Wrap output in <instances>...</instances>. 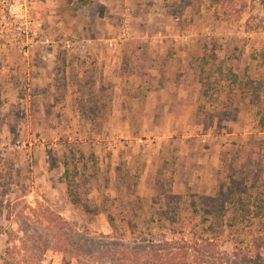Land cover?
<instances>
[{
	"label": "rangeland",
	"instance_id": "1",
	"mask_svg": "<svg viewBox=\"0 0 264 264\" xmlns=\"http://www.w3.org/2000/svg\"><path fill=\"white\" fill-rule=\"evenodd\" d=\"M169 2L0 0V264L37 209L161 243L205 234L193 202L233 182L264 207V0L182 18ZM163 191L181 197L174 225ZM261 235L231 207L218 256Z\"/></svg>",
	"mask_w": 264,
	"mask_h": 264
},
{
	"label": "trees",
	"instance_id": "2",
	"mask_svg": "<svg viewBox=\"0 0 264 264\" xmlns=\"http://www.w3.org/2000/svg\"><path fill=\"white\" fill-rule=\"evenodd\" d=\"M81 7L89 0H66ZM204 0H171L168 12L174 18L197 16ZM240 0H212L214 6L226 9ZM74 204L76 196L69 189ZM165 200V208L158 213L161 221L174 225L180 218L181 197L163 191L157 199ZM251 194L237 186H223L216 196L200 197L193 202L206 223L205 234L193 240L172 239L155 243L149 240H128L109 216L112 233L93 235L75 227L54 212H39L41 220L21 215L18 222L19 245L7 249L8 264H43L48 251L63 255V263L73 260L82 264H264V235L257 236L251 244L238 248L230 257L218 256V239L224 232L225 219L231 207L240 210L242 219L264 220L263 201L252 200ZM131 235L137 232L136 224L129 221Z\"/></svg>",
	"mask_w": 264,
	"mask_h": 264
},
{
	"label": "built area",
	"instance_id": "3",
	"mask_svg": "<svg viewBox=\"0 0 264 264\" xmlns=\"http://www.w3.org/2000/svg\"><path fill=\"white\" fill-rule=\"evenodd\" d=\"M47 43H49V40H47Z\"/></svg>",
	"mask_w": 264,
	"mask_h": 264
}]
</instances>
